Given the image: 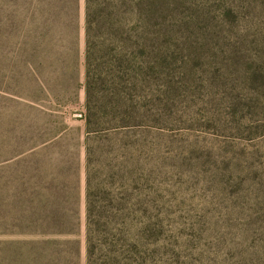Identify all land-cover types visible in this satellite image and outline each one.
I'll use <instances>...</instances> for the list:
<instances>
[{"label": "rangeland", "instance_id": "obj_1", "mask_svg": "<svg viewBox=\"0 0 264 264\" xmlns=\"http://www.w3.org/2000/svg\"><path fill=\"white\" fill-rule=\"evenodd\" d=\"M80 1V17L65 25L50 9L39 26L37 14L22 11L25 1L20 10L7 5L14 26L0 41V225L45 224L36 211L67 208L76 214L68 239L85 264ZM153 1L150 14L143 5L131 10L120 44L130 51L121 77L127 114L103 120L126 130L116 144L129 186L107 185L111 159L100 141L95 205L105 206L101 194L110 190L130 194L138 264H264V0ZM94 36L104 55L113 44L103 43L104 29ZM6 211L27 218L5 220ZM37 239L0 233L3 242Z\"/></svg>", "mask_w": 264, "mask_h": 264}, {"label": "trees", "instance_id": "obj_2", "mask_svg": "<svg viewBox=\"0 0 264 264\" xmlns=\"http://www.w3.org/2000/svg\"><path fill=\"white\" fill-rule=\"evenodd\" d=\"M20 1L6 0L0 5V41L13 32L12 14L8 10L13 6L20 10V7H17V3ZM23 1L25 3L21 5L22 11L26 15H29L31 11L37 14V18L40 20L39 26L47 24L50 10L54 19L65 21L63 25L68 23V18L76 20L80 17V0ZM9 4L11 7L7 6ZM84 4V89L86 97L82 118L85 127L76 128V132L80 133L82 141L79 139V144L84 147L86 152L85 264H138L134 234L135 211L130 207V194H127V191L123 192L124 190L104 192L101 194L103 196L102 203L106 205L96 206L92 193L94 179L92 164L96 154V145L100 141L106 142L107 144L104 143L107 147L105 152L111 159V162L105 163L104 167L109 170L106 176L107 185L111 187L129 186L126 176L123 175L121 163H119L122 157V148L116 144L119 139H122L126 130L124 127H103V120L105 118L107 121L110 115L127 114V111H123L128 106V99L121 77H123L124 68L130 62V51L120 44L126 40L124 36L127 33V20H129L131 10L143 5L146 13L150 14L155 2L153 0H84ZM103 29L106 35L102 36L104 37L103 43L113 44L111 48H108V51L105 50L104 55L95 49L93 39L94 33ZM39 30L41 29L39 28ZM28 47H23V51L33 50L32 47L30 49ZM34 51H38V48L35 47ZM103 59L105 60L103 61ZM100 60L102 61L100 62ZM105 63H108L107 68L98 74L97 67L105 65ZM11 66L23 68L17 64ZM10 74L12 75L11 71ZM11 78L13 86L19 88V81L13 76ZM14 92L12 90L11 94L14 95ZM60 200L62 202V198ZM62 203L66 204V201ZM36 212L40 213L37 216L38 220L43 219L44 222L47 220L45 224L28 221L29 225L27 226H23V223L21 225H0L2 235L14 230L16 234L22 236L41 237V239L30 241H0V264H79L78 243L68 239L74 234L76 227L75 222H71V214L73 219L76 214L67 208L59 207H51L45 215L42 211ZM25 218L27 216L24 211H16L13 214L6 211L5 214V220L23 221ZM29 218L32 220L34 216L30 213Z\"/></svg>", "mask_w": 264, "mask_h": 264}, {"label": "crops", "instance_id": "obj_3", "mask_svg": "<svg viewBox=\"0 0 264 264\" xmlns=\"http://www.w3.org/2000/svg\"><path fill=\"white\" fill-rule=\"evenodd\" d=\"M81 2V1H80Z\"/></svg>", "mask_w": 264, "mask_h": 264}]
</instances>
